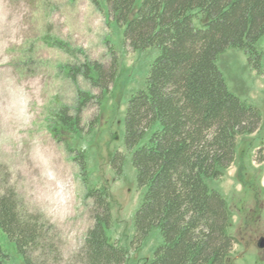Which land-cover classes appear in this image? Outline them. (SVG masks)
<instances>
[{
	"label": "rangeland",
	"instance_id": "rangeland-1",
	"mask_svg": "<svg viewBox=\"0 0 264 264\" xmlns=\"http://www.w3.org/2000/svg\"><path fill=\"white\" fill-rule=\"evenodd\" d=\"M156 55V48L136 51L124 43V27L106 0H0V197L16 201L21 218L41 228V239L26 249L33 264H82L97 215L86 192L102 185L112 205L109 236L130 245L143 190L124 144L125 115ZM88 62L106 72L117 63L105 93L79 71ZM217 65L229 91L261 112L258 130L238 137L233 165L209 181L232 214L229 230L237 243L226 264H264V68L252 69L246 54L232 48ZM85 93L93 98L77 114ZM61 109L79 115L81 133L53 132ZM70 148L85 151L86 175ZM118 153L125 157L120 174L112 165ZM161 241L154 230L147 244L132 248L127 264H148ZM0 245L10 255L7 264H25L1 228Z\"/></svg>",
	"mask_w": 264,
	"mask_h": 264
},
{
	"label": "trees",
	"instance_id": "trees-1",
	"mask_svg": "<svg viewBox=\"0 0 264 264\" xmlns=\"http://www.w3.org/2000/svg\"><path fill=\"white\" fill-rule=\"evenodd\" d=\"M106 2L114 21L124 27V43L136 51L156 48L157 55L125 115L124 144L143 190L134 234L128 246L111 240L109 188H89L86 198H93L97 215L85 237L82 264H127L132 248L147 244L154 230L162 241L148 264H226L237 243L229 230L232 214L209 181L221 179L233 165L238 137L258 130L261 112L229 91L217 60L226 50L239 49L252 69L263 71L264 0ZM116 70L117 63L106 72L88 62L79 71L105 93ZM91 98L79 96L77 114ZM77 114L58 111L53 132L81 133ZM69 151L86 175L85 151ZM124 158L113 156L118 174ZM0 228L25 264H33L26 249L41 239V228L23 220L16 201L5 196L0 197ZM9 260L0 245V264Z\"/></svg>",
	"mask_w": 264,
	"mask_h": 264
},
{
	"label": "water",
	"instance_id": "water-1",
	"mask_svg": "<svg viewBox=\"0 0 264 264\" xmlns=\"http://www.w3.org/2000/svg\"><path fill=\"white\" fill-rule=\"evenodd\" d=\"M259 246H260L261 248H264V238H262V239L260 240V242H259Z\"/></svg>",
	"mask_w": 264,
	"mask_h": 264
}]
</instances>
